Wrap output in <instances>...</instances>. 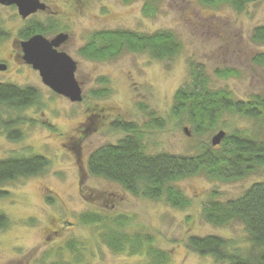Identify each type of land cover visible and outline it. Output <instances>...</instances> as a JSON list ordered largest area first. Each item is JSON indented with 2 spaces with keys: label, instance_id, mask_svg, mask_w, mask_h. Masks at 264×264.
Returning <instances> with one entry per match:
<instances>
[{
  "label": "rangeland",
  "instance_id": "1",
  "mask_svg": "<svg viewBox=\"0 0 264 264\" xmlns=\"http://www.w3.org/2000/svg\"><path fill=\"white\" fill-rule=\"evenodd\" d=\"M53 1L51 10L56 14L38 13L31 20L68 29V54L77 63L75 77L81 84L83 100H63L30 68L20 66L25 71L19 75L9 72L13 75L8 80L35 86L40 97L34 109L20 113L25 132L21 141L0 135V159L12 151L26 155L35 152L45 156L49 165L39 175L0 186L9 193L0 197V214L8 220L0 229V264H68V260L74 264H147L142 251L116 252L109 248L102 242L98 227L81 221L86 212L109 218L124 216L125 231L151 234L155 245L170 255L164 264H214L211 257L187 248L189 235L240 239L243 228L240 222L225 226L207 223L201 215L203 203L213 193L221 200L239 195L253 182L263 180L264 171L263 175L255 173L231 181L211 179L204 172L184 178L178 186L190 205L177 208L164 200L135 197L119 184L91 175L87 157L96 148L123 136L109 125L113 118L139 125L148 153L195 154L206 144L212 146L211 139L219 130L225 135L234 130H264L263 120L226 112L214 128L198 132L185 116L175 118L171 113L175 92L191 82L195 67L203 71L210 89H226L235 100L264 96V65L254 60L264 52V45L251 38L254 27L264 24V1L251 2L240 11L226 3L206 4L200 0H157L153 10L146 7L147 0ZM31 20L21 19L14 7L0 6V24L8 38L2 46L5 54L11 39ZM104 29L142 34L168 30L181 48L170 60L127 50L108 60L83 57L81 47L94 32ZM3 76L0 73V78ZM87 108L92 109L86 112ZM93 112L101 117L93 129L84 128L87 131L82 133L84 118ZM151 116L163 121V126L153 127ZM44 120L52 126L40 124ZM71 145L77 148L68 149ZM78 152L82 168L77 162ZM68 240H76L79 246L81 243L80 262L75 261V253L68 251Z\"/></svg>",
  "mask_w": 264,
  "mask_h": 264
},
{
  "label": "trees",
  "instance_id": "2",
  "mask_svg": "<svg viewBox=\"0 0 264 264\" xmlns=\"http://www.w3.org/2000/svg\"><path fill=\"white\" fill-rule=\"evenodd\" d=\"M157 0H147L152 8ZM202 3H226L235 10L260 0H200ZM264 1V0H263ZM44 28L31 24L28 31ZM29 34V33H27ZM254 42L264 45V24L251 32ZM181 44L168 30L142 34L121 29H104L94 32L79 53L91 60H108L123 51L145 52L158 60H170L176 56ZM264 65V52L254 59ZM231 72V71H228ZM227 72H223L225 75ZM191 82L174 94L171 113L175 118L185 116L193 128L202 132L214 128L222 114L236 113L250 120L264 121V96L254 95L249 100H235L226 89H210L203 71L193 68ZM222 75V74H221ZM36 92L31 88H20L11 84H0V100L27 104ZM103 94V93H102ZM101 94V96H102ZM153 127H162L163 121L151 116ZM124 136L116 143L103 144L93 150L87 159L91 175L103 177L119 184L135 197L164 200L172 207L186 208L190 200L184 195L178 182L184 178L204 172L209 178L231 181L264 171V130L260 128L234 130L216 146L205 145L195 154L179 155L166 151L148 153L145 149L142 130L134 122H116ZM150 128V127H149ZM11 133L10 137H17ZM263 134V136H262ZM45 159L41 156L12 157L0 160V186L18 177H29L42 171ZM9 193L0 189V197ZM215 194L203 203L201 215L204 221L214 226H225L240 222L243 237L240 239L208 234L189 235L186 246L200 256H209L214 264H264V178L253 182L242 193L226 200L215 198ZM51 201V198H48ZM124 216L109 218L99 213H84L83 223L98 227L102 242L113 251L128 250L147 256V264H164L170 255L157 247L148 232L124 230ZM8 224L0 214V229ZM80 247V248H79ZM68 251L75 253V261H81V243L68 240ZM39 264H46L40 262ZM49 264H63L52 261ZM68 264H74L68 260Z\"/></svg>",
  "mask_w": 264,
  "mask_h": 264
},
{
  "label": "flooded vegetation",
  "instance_id": "3",
  "mask_svg": "<svg viewBox=\"0 0 264 264\" xmlns=\"http://www.w3.org/2000/svg\"><path fill=\"white\" fill-rule=\"evenodd\" d=\"M38 1L41 4H44V6H45L44 9L43 10H38V11L28 15L25 18H22L18 14V11H17V14L21 17V19H23V20L30 19L31 20L32 16L34 17L38 13H45V14L48 13L50 15L57 13L56 11L51 10V6H53L52 4L54 2L53 0H51V2H49L48 0H38ZM0 6H2V7H9L10 6V7H14L17 10V7H16L15 4L4 5V4L0 3ZM26 23H28V25L25 28H22L17 33V35H15L11 39V42H10L11 43V47H10V50L6 54H5V51H6L5 48L2 47V46L4 44V41H6V39H8V38L5 36L3 28H2V26L0 24V73L4 74V76L2 78H0V84H11L13 86H17V87H20V88H31V89H33L34 92H36V94L33 96V99L31 98V100L27 104H20L19 102L11 103V101L0 100V109H1L0 110V135L5 136V138H7L8 140L13 141V142L21 141L24 138V135H25V132L23 130L24 121H23V118L20 115V113L23 112L26 109L27 110L28 109L31 110V108L34 107L35 104L38 102V99H39L40 96H39L38 89L35 86L28 85V84L20 85V84H17V82L8 80L9 77L11 75H13V74H9V72L12 71L13 73L19 75L22 72V70H24L23 68H20V66L25 67L26 70H29V68H30L31 70L36 71L38 73V75L40 77V80L42 82V78L40 76L39 71L37 69H34L31 64L26 63V61H25V59L23 57L24 53H23V49H22V42L28 40L29 38H31L32 36H35V35H41L42 37L48 39L49 41L53 40L56 36L61 35L63 39L57 44V46H55V50L58 51V52H63L65 54L69 55L68 54V41L70 39V36L68 34V29H66V28L57 29L58 27L56 28L55 24H53V23H49L48 25L43 26L41 21L35 20V19H34V21H32V20L31 21H27ZM31 24H33L34 26L35 25H39V27L41 26L44 29L42 30V32L35 31V30H34V32H32V31L29 32L28 29L31 28ZM27 33H29V34H27ZM76 65H77V63H76ZM76 69H77V67H76ZM75 72H76V70H75ZM42 84L44 86L48 87V89L51 92H53L54 94L58 95L63 100H68L71 103H77V102L70 101L68 99V97H66V96H64L62 94H58L57 92L52 90L49 86H47L43 82H42ZM79 84H80V82H79ZM80 86H81V84H80ZM81 90H82V87H81ZM82 100H83V95H82V99H81V101H79V103H81ZM32 109H34V108H32ZM91 109L92 108H87L86 112L90 111ZM12 114L15 115V116H12ZM91 114H90L91 116H87L86 115V117L84 118L85 122L82 123V127H83L82 133H85L87 131L86 129L84 130V128L88 129V128L92 127V125L95 124L96 120L98 121L97 118L101 117V115L99 113H97V112H93ZM102 117H103V115H102ZM119 121L130 122V121H127L126 119H122V118H113V119H111L109 121V125H111V127L114 130L122 132L123 136H124L125 135L124 132L121 131L118 127H116V125H117L116 122H119ZM37 122H38V120H37ZM40 124L45 125V126H49V127L52 126V124L48 120H44ZM95 125H94V127H95ZM94 127H92L91 129H93ZM12 132L13 133H17L16 134L17 137H12V136L10 137V134ZM63 146H65V144ZM67 146L68 145H66V147ZM76 148L77 147L74 146V145L73 146L71 145V146L68 147V149H71L73 151ZM78 149H79V147H78ZM33 155H38V156H41L43 159H45L44 167H43L42 171H40V173L43 172L47 168V166L49 165V162H48L47 158L45 156H43V155H39V154H37L35 152L33 154L30 153V154L26 155V154H24V152H22V153H14L12 151L10 153V155L8 157H6V158L30 157V156H33ZM77 155H78L77 162L79 163V167H80L81 166V163H80L81 162V155H80L79 152L77 153ZM6 158H2V159H6ZM2 159H0V160H2ZM87 159H88V157H87ZM81 168H82V166H81ZM83 171L84 170H82V173H83ZM40 173H38L36 175H39ZM83 175H85V173H83ZM32 176H34V175H32ZM29 177H31V176H29ZM19 178H26V177H18L17 179H19Z\"/></svg>",
  "mask_w": 264,
  "mask_h": 264
},
{
  "label": "water",
  "instance_id": "4",
  "mask_svg": "<svg viewBox=\"0 0 264 264\" xmlns=\"http://www.w3.org/2000/svg\"><path fill=\"white\" fill-rule=\"evenodd\" d=\"M1 4H15L18 14L25 18L28 15L44 9V4L38 0H0ZM58 35L53 40L35 35L22 42L23 57L26 63L37 69L42 82L58 94H62L72 102H79L82 99V90L75 78L76 62L69 55L58 52L55 46L62 40ZM225 135L219 130L211 139L212 146L221 142Z\"/></svg>",
  "mask_w": 264,
  "mask_h": 264
}]
</instances>
